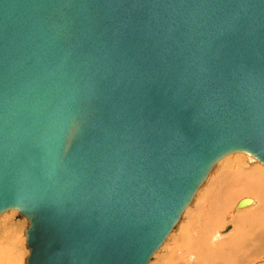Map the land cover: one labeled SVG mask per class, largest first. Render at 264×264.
Returning a JSON list of instances; mask_svg holds the SVG:
<instances>
[{
  "label": "water",
  "instance_id": "1",
  "mask_svg": "<svg viewBox=\"0 0 264 264\" xmlns=\"http://www.w3.org/2000/svg\"><path fill=\"white\" fill-rule=\"evenodd\" d=\"M237 153L264 165V0H0V215L26 219V264H149Z\"/></svg>",
  "mask_w": 264,
  "mask_h": 264
},
{
  "label": "rangeland",
  "instance_id": "2",
  "mask_svg": "<svg viewBox=\"0 0 264 264\" xmlns=\"http://www.w3.org/2000/svg\"><path fill=\"white\" fill-rule=\"evenodd\" d=\"M257 167L260 168L259 170L264 169V165L243 153L232 154L220 160L149 264H196L197 262V264H212V259H209L211 252L206 247L211 242L226 241L236 230L237 214L255 207L250 205L237 209L236 205L244 197L254 198V192L250 187L251 180L246 179V175H242L241 172L248 173ZM17 215V211L0 215V257L4 262H8L9 260L6 259H10L13 253L16 258L21 256V264H26L30 253L25 237L28 223L25 218H17ZM7 217L10 219L5 220ZM251 223L253 228L258 225L259 230L254 237V242H250L247 251L243 253L247 259L246 264H264V221L256 222V218L253 217ZM228 226L231 229L225 232ZM14 242L20 243V248H16ZM1 247L7 254L3 253L4 250ZM193 247L199 250V254H206L207 257L199 261L197 258L199 256L194 253ZM18 249L20 255L17 254ZM233 251L231 246L218 251L215 255L218 254L219 264H231L235 255Z\"/></svg>",
  "mask_w": 264,
  "mask_h": 264
},
{
  "label": "bare ground",
  "instance_id": "3",
  "mask_svg": "<svg viewBox=\"0 0 264 264\" xmlns=\"http://www.w3.org/2000/svg\"><path fill=\"white\" fill-rule=\"evenodd\" d=\"M230 155H232V154H230ZM230 155H228V156H230ZM228 156H226V157H228ZM261 167H263V166H261ZM259 169L260 168L257 167L255 170H251L248 173H244L243 171L241 172L242 175H246L245 176L246 179L251 180L250 187L252 188V190L254 192V195H253L254 198H251V197H244V198H242L237 203L236 208L237 209H240V208H243V206H245V205H246L245 207L250 206V205H255V207H254V209H249L247 211H244L242 213H238L237 214V218H236V222H235L236 230L233 233V235L230 236L226 241H224V242L222 241V242H219V243L213 242L215 244H213L211 242L209 244V246L206 247L207 250L209 252H211V257L209 259H212L211 260L212 264H219L218 254L217 255H215V254L218 251H222V249L225 248V247H227V246H231L234 249L233 253L235 255L232 258V263L231 264H238V263L246 264L247 259H246V256L243 253H245L247 251V248H248L249 243L250 242H254V237L256 236V233L259 230V226L258 225H256L255 228H253V225L251 223L252 218L255 217L256 218V222H258V220L264 221V169L263 170H259ZM242 201H246V203L240 205V203ZM7 219H10V218H8V217L5 218V220H7ZM262 225H263V223H262ZM15 236H16V234H15ZM17 241H19V240H17ZM20 246H21L20 243L17 242L16 248H20ZM1 249L4 250L2 247H1ZM193 251H194V253H196V255L199 256V257H197V258H199V261H203L202 259H204V257L206 256V254H203V253H200L199 254V250L197 248H194V247H193ZM3 253H6L5 250H4ZM17 254L20 255L19 249H18ZM11 255L12 256H11L10 259H6V260H9L8 262H4L2 260V258L0 257V264H6V263L7 264H21L22 263V262H20V260H22V259H20L21 256H19V257L17 256V258H16V256L13 253Z\"/></svg>",
  "mask_w": 264,
  "mask_h": 264
}]
</instances>
